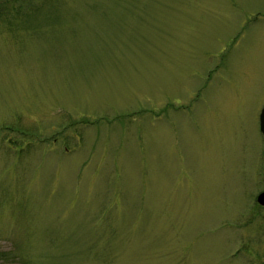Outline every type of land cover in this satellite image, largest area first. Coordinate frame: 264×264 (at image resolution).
Returning <instances> with one entry per match:
<instances>
[{
    "label": "rangeland",
    "instance_id": "rangeland-1",
    "mask_svg": "<svg viewBox=\"0 0 264 264\" xmlns=\"http://www.w3.org/2000/svg\"><path fill=\"white\" fill-rule=\"evenodd\" d=\"M20 12L0 19V264H264V0Z\"/></svg>",
    "mask_w": 264,
    "mask_h": 264
},
{
    "label": "trees",
    "instance_id": "trees-1",
    "mask_svg": "<svg viewBox=\"0 0 264 264\" xmlns=\"http://www.w3.org/2000/svg\"><path fill=\"white\" fill-rule=\"evenodd\" d=\"M30 0H0V19L5 15L6 16H21L23 15L20 12L22 6H25ZM7 12V13H5ZM5 256V255H4ZM0 260H5L3 256L0 257Z\"/></svg>",
    "mask_w": 264,
    "mask_h": 264
},
{
    "label": "water",
    "instance_id": "water-1",
    "mask_svg": "<svg viewBox=\"0 0 264 264\" xmlns=\"http://www.w3.org/2000/svg\"><path fill=\"white\" fill-rule=\"evenodd\" d=\"M261 131L264 135V109L261 113ZM257 202L260 206L264 207V192H262L258 197H257Z\"/></svg>",
    "mask_w": 264,
    "mask_h": 264
},
{
    "label": "flooded vegetation",
    "instance_id": "flooded-vegetation-1",
    "mask_svg": "<svg viewBox=\"0 0 264 264\" xmlns=\"http://www.w3.org/2000/svg\"><path fill=\"white\" fill-rule=\"evenodd\" d=\"M263 155H264V153H263ZM262 192H264V190Z\"/></svg>",
    "mask_w": 264,
    "mask_h": 264
}]
</instances>
